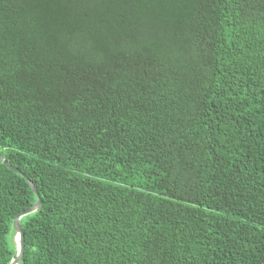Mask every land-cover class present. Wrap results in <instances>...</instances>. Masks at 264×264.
<instances>
[{"label": "trees", "instance_id": "obj_1", "mask_svg": "<svg viewBox=\"0 0 264 264\" xmlns=\"http://www.w3.org/2000/svg\"><path fill=\"white\" fill-rule=\"evenodd\" d=\"M0 156L18 264H264V0H0Z\"/></svg>", "mask_w": 264, "mask_h": 264}, {"label": "water", "instance_id": "obj_2", "mask_svg": "<svg viewBox=\"0 0 264 264\" xmlns=\"http://www.w3.org/2000/svg\"><path fill=\"white\" fill-rule=\"evenodd\" d=\"M0 163L5 166L7 169L12 171L13 173L20 175L22 178H25L20 172L17 170L13 169L1 156H0ZM26 183L28 184L30 190L33 192L34 196L36 197V203L28 210L16 215V217L13 219L12 222V230L14 231V247H15V257L11 260L10 264H18L21 261L22 254L24 251V237L19 225V221L21 218L32 214L33 212L36 211V209L40 206V199L37 194L36 189L34 186L25 178Z\"/></svg>", "mask_w": 264, "mask_h": 264}]
</instances>
